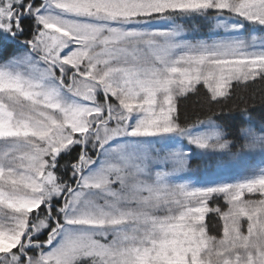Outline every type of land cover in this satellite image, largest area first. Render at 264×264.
I'll list each match as a JSON object with an SVG mask.
<instances>
[{"label": "snow or ice", "instance_id": "6c2138e0", "mask_svg": "<svg viewBox=\"0 0 264 264\" xmlns=\"http://www.w3.org/2000/svg\"><path fill=\"white\" fill-rule=\"evenodd\" d=\"M257 84L264 0H0V264H264Z\"/></svg>", "mask_w": 264, "mask_h": 264}, {"label": "trees", "instance_id": "16d2710c", "mask_svg": "<svg viewBox=\"0 0 264 264\" xmlns=\"http://www.w3.org/2000/svg\"><path fill=\"white\" fill-rule=\"evenodd\" d=\"M200 93L198 95H191L189 98H185L180 103L181 118L187 116L189 119H194L197 115L203 117L206 114H210L207 102L205 100V92L203 86H200ZM261 89H264V85H254L248 89H237L234 92L232 99L228 102L227 107L233 111H239L247 105L251 108L252 97L255 95V109L254 118L259 124V121L264 118V106L260 103ZM214 110V109H213ZM240 125L237 123L236 127L232 129V133L235 134ZM221 203H223L221 201ZM212 232L216 233L217 229L212 228Z\"/></svg>", "mask_w": 264, "mask_h": 264}, {"label": "rangeland", "instance_id": "374dc122", "mask_svg": "<svg viewBox=\"0 0 264 264\" xmlns=\"http://www.w3.org/2000/svg\"><path fill=\"white\" fill-rule=\"evenodd\" d=\"M257 126H258V124H257ZM196 163H198V161L194 160L193 161V165H195Z\"/></svg>", "mask_w": 264, "mask_h": 264}]
</instances>
